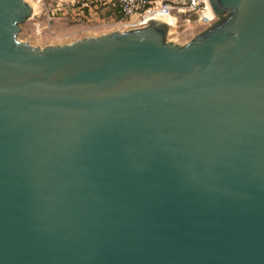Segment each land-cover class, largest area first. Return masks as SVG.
I'll use <instances>...</instances> for the list:
<instances>
[{"label": "water", "instance_id": "95a60500", "mask_svg": "<svg viewBox=\"0 0 264 264\" xmlns=\"http://www.w3.org/2000/svg\"><path fill=\"white\" fill-rule=\"evenodd\" d=\"M64 44L0 0V264H264V0Z\"/></svg>", "mask_w": 264, "mask_h": 264}, {"label": "rangeland", "instance_id": "374dc122", "mask_svg": "<svg viewBox=\"0 0 264 264\" xmlns=\"http://www.w3.org/2000/svg\"><path fill=\"white\" fill-rule=\"evenodd\" d=\"M71 0H40L33 14L21 24L18 38L34 46L57 45L96 36L114 30H125L120 15L108 13L104 18L86 20L71 15ZM170 15V14H165ZM175 24L169 25L167 39L184 44L216 20L200 18L190 12L173 11Z\"/></svg>", "mask_w": 264, "mask_h": 264}, {"label": "built area", "instance_id": "2783aa9c", "mask_svg": "<svg viewBox=\"0 0 264 264\" xmlns=\"http://www.w3.org/2000/svg\"><path fill=\"white\" fill-rule=\"evenodd\" d=\"M69 9L73 17L86 20L104 18L108 13L120 15L126 29L145 26L148 19L172 14L174 10L214 18L209 14L207 0H71Z\"/></svg>", "mask_w": 264, "mask_h": 264}, {"label": "bare ground", "instance_id": "6f19581e", "mask_svg": "<svg viewBox=\"0 0 264 264\" xmlns=\"http://www.w3.org/2000/svg\"><path fill=\"white\" fill-rule=\"evenodd\" d=\"M28 1L31 3L33 11H35L37 9V7H38V4H39L40 0H28ZM209 14L213 16L211 10L209 11ZM158 18L162 19L165 22H167L169 25H172V24L174 25L175 24V17L172 16V14H170V15H165L164 14L163 16H160Z\"/></svg>", "mask_w": 264, "mask_h": 264}]
</instances>
